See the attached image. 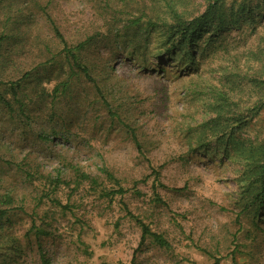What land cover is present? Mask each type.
Listing matches in <instances>:
<instances>
[{
	"label": "rangeland",
	"instance_id": "1",
	"mask_svg": "<svg viewBox=\"0 0 264 264\" xmlns=\"http://www.w3.org/2000/svg\"><path fill=\"white\" fill-rule=\"evenodd\" d=\"M203 4L49 0L22 49H0V264H264V211L242 194L240 151L223 157L215 141L232 130V144L264 145V0L250 2L255 22H225L195 46L166 39ZM53 28L67 47L98 33L75 54L85 78ZM23 73L20 114L7 84ZM218 97L219 122L244 119L238 130L202 132ZM141 225L168 246L141 242Z\"/></svg>",
	"mask_w": 264,
	"mask_h": 264
},
{
	"label": "trees",
	"instance_id": "2",
	"mask_svg": "<svg viewBox=\"0 0 264 264\" xmlns=\"http://www.w3.org/2000/svg\"><path fill=\"white\" fill-rule=\"evenodd\" d=\"M9 5H7V2H12ZM49 0H4L3 6L0 8V10L3 9L4 16L7 14L5 19H2L0 21L1 26L3 27V31H0V49L4 46H7L10 48L8 52L11 54H14L15 48L22 49V46L26 44V42L29 39L28 33L30 32L29 27L31 29L32 25L34 24V18L36 16H42L45 19L49 20L50 18L45 13L44 5L48 3ZM109 1V0H108ZM251 0H204L202 13L194 17L193 19H190L189 21H182L180 18H177L167 30L166 39L167 40H174L175 34H177L178 38L176 41L181 40L180 47L184 46H195V42L197 39L200 38V36L205 34H217V32H220L223 28V25L225 22L230 21L232 25L235 26V22L238 19L242 18H250L252 21L255 22V19H259V15L253 16L255 14V8L250 7ZM25 4V10L26 14L22 19L15 18V15L12 16L10 13L11 8L14 6ZM106 5H109V2L106 3ZM114 16V15H113ZM140 18H131L127 19V23L125 24V27L129 26H136L140 23ZM114 22V20H113ZM52 24V23H51ZM146 27H154L155 24L152 22V20L147 19L145 23ZM208 26H213L215 29H206ZM216 26V27H215ZM218 29L221 28V29ZM235 28H238L236 26ZM55 34L58 36V40L60 41L62 45V50L64 51L66 58L70 59L72 61V65H70V68H73L75 65L78 69H80V72L82 77L86 76L87 69L80 67L78 64H76V61L78 59V56L75 54H78L82 51L84 48V45L89 44L90 41L94 39V37L98 36V33L93 34L92 36L85 37L84 41L79 42L73 47H67L65 41L62 39V37L58 34L57 30L53 28ZM205 30V31H204ZM126 36V35H124ZM123 38V37H118ZM12 48V49H11ZM172 50V47L166 48V53L164 54L165 57L169 58V51ZM191 58H187V62L191 61ZM72 74H77L74 71H71ZM81 77V76H80ZM29 78L28 73H23L22 77H20V81L16 83H9L7 84L10 90V93L12 94V102L15 104H18V113H23V108L26 107L25 101L29 103L30 98L28 96H19L21 94L22 85L21 82H23L25 79ZM85 78V77H84ZM62 88L59 90L61 93H64L68 90V84L63 83L61 84ZM58 87V86H57ZM262 88L261 86H259ZM19 90V91H18ZM18 91V93H17ZM58 91V88H54V92ZM221 99L220 97H218ZM215 98L214 102L216 104V117L209 119L208 121L204 122V127L206 128L202 132H209L214 134H218L219 128L222 126L223 123H227L231 119L230 117H227L223 120V122H219V117L221 116V113L223 111V100ZM264 101L261 103L263 104ZM5 104L9 106L10 102L5 101ZM254 109H248L249 112H253ZM11 112V110H9ZM234 119L233 124H235L234 128L238 130L241 126L244 124V119L240 120ZM234 131L230 130L227 132V135L224 136V134H221L219 136H215V141L219 142L220 145H226L223 150L222 156L228 157L229 155H236L238 151H240L241 154V160H243V163L240 165V177L245 182L246 188L243 189L242 194H244L247 199L248 204L254 205L257 210L264 211V145L256 146L249 148L246 150L245 147H243L242 142H237L235 144L233 143L232 137L234 135ZM136 145L137 142L135 141ZM230 145V146H228ZM207 145H200L199 149L206 148ZM155 180L158 179V174L154 175ZM80 178L85 179L87 181H90L91 184H95V181L91 179L87 175H81ZM123 190L118 189L116 191H111L109 195H115V194H123ZM4 211H1L0 217L3 216ZM142 228V234H141V242L144 240L146 236H149L152 238L153 242L157 244L160 247H167V242L160 236L155 233H152L149 231V229L141 225ZM43 234V233H42Z\"/></svg>",
	"mask_w": 264,
	"mask_h": 264
}]
</instances>
